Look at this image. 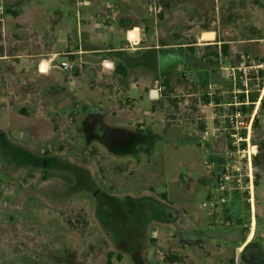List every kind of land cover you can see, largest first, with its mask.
<instances>
[{"label":"rangeland","instance_id":"374dc122","mask_svg":"<svg viewBox=\"0 0 264 264\" xmlns=\"http://www.w3.org/2000/svg\"><path fill=\"white\" fill-rule=\"evenodd\" d=\"M102 1L116 3L117 21L85 39L87 23L77 27L73 0H0V264H187L185 227L227 232L223 225L234 223L248 231L255 206L254 244L264 246V70L247 82L252 101L261 96L251 195L242 177V190L222 195L214 213L202 204L232 147L225 124L207 117L223 110L209 101H224L207 92L211 83L229 84L209 65L206 75L195 74L185 58L213 61L216 46L203 41L215 31L232 44L228 62L238 65L243 55L264 67V0H156L155 29L160 44L175 45L171 56L169 49L132 50L137 26L120 34L126 1L134 3V22L152 32L154 0ZM81 36L121 49L113 54L134 57L144 73L119 70L118 57L106 53L60 55L56 63L66 59L72 69L47 72L30 56L74 51ZM160 55L162 64H175L158 75ZM206 235L221 250L195 264H233V245ZM255 260L264 264V253Z\"/></svg>","mask_w":264,"mask_h":264},{"label":"crops","instance_id":"0c3cea01","mask_svg":"<svg viewBox=\"0 0 264 264\" xmlns=\"http://www.w3.org/2000/svg\"><path fill=\"white\" fill-rule=\"evenodd\" d=\"M85 5L83 6H77L75 4V15H76V22H77V27L80 29L82 27V25H86L87 27V31L84 32V38L85 39H89L92 38L94 36H99L101 37L103 34L102 32L105 31V26L106 24L102 23L101 20L95 19L96 21H93L94 19L91 18V15H93L94 13H96L99 10H102L105 8V6H107L108 4H114L115 7L117 8V5L115 2H103L102 0H85ZM126 10L123 13L122 17V26H121V31L120 34L124 35V36H128V34L133 33L134 30L133 28L137 26L138 28V35L139 38L138 43L136 45V47H131L132 50L135 49L134 51H138V53L143 52V51H157L159 49H163V50H167L169 49V53H166L164 55H173L174 53L172 49L173 46H175L174 44H160V40H159V36H158V30H156V25H157V20L155 21L153 19V25L154 28L152 30V32H150L151 27L148 25H144L143 20H141L140 24H136V22H134V7L132 2L127 3L126 1ZM78 14V17H77ZM159 18H161V15H159ZM85 20V22H83ZM98 20V21H97ZM117 21V12L115 10V20L112 22H116ZM149 28V30L146 32L145 36L143 34L145 28ZM151 33V34H150ZM213 34V39L211 40L212 43L216 46V53H214L215 57L214 59H217L219 54L223 57L224 63H230L228 62V57H227V53L224 54L223 50H222V45H227V50L232 49V44L229 41L226 42H222L219 41L217 38V33L215 31L211 32ZM202 34V33H201ZM83 36H81L80 42H81V46L85 47L86 50H83V48L78 47L76 50L74 51H68V52H58L57 50H53V49H48L46 51H39V52H35L34 54L30 55L32 58H38L40 61H45L46 59H42L43 57H49L51 55L57 54V55H67V56H74V55H84V54H92V55H96V54H101V53H106L109 55H115L113 54L114 52H116L117 50H121V49H114V48H105V47H97L94 46L92 44L89 43H84L83 42ZM137 42V41H136ZM147 43V45H145ZM160 45L162 47H160ZM199 45V44H198ZM121 48V47H120ZM123 50V49H122ZM164 55H160L158 57V67L160 66V72H158V75L160 74H164L166 72L165 67L168 66H174L171 64H175V62L170 61L169 64H162L161 63V58ZM58 56V57H59ZM57 57V58H58ZM120 60L121 63H119L120 65L118 66V69L122 71H126L129 73L130 69L133 71H136V73L138 74H143V71H139L140 69V62H136L134 59V57L128 55V54H122V55H118L117 56ZM186 61L188 63V65L191 67V69H193L194 73L197 75H206L205 72V68H207L206 66H210L211 68H216L215 63H213L212 61H210V57H203V59H201L200 63H196L194 57L191 56H186ZM230 58V56H229ZM142 63V62H141ZM45 64V63H44ZM197 64L200 66V69L197 67ZM41 66V65H40ZM177 65H175L176 67ZM143 69V68H141ZM224 74V73H223ZM97 76H99L100 79H103L102 75H100L99 73H97ZM225 78L226 76L223 75ZM130 82L132 83V86H136L137 85V81H134V79H130ZM225 83H228L227 79L224 80ZM224 87L222 84H218V83H211L209 85V87ZM151 91V90H149ZM129 92V91H127ZM210 117V115L207 113V117ZM207 123V121H206ZM223 227H226L228 229H230L227 232H209V233H204L202 231H199L197 229L194 228H187L185 227L184 229V239H185V244H186V260H187V264H195L197 259L203 258V259H208L211 255V253H219L220 252V248L219 246H214V245H210L206 239H205V235L206 236H211L213 238L216 239H222L230 244L233 245V259L232 262L233 264H240V261L242 259H244L246 264H256V260L255 258H257L258 253L262 254L264 253V246H260L258 243L254 244V240L256 238L257 232H258V225H257V211H256V206L254 207V214L252 215V219L251 222L249 224V229L248 231H243L242 232V228L240 229L239 227H235L234 223L228 224L226 223L225 225H223ZM260 239H264V232L260 233L259 235ZM212 241V240H211ZM219 245V244H218ZM212 251V252H211ZM200 257V258H199ZM210 259V258H209Z\"/></svg>","mask_w":264,"mask_h":264},{"label":"built area","instance_id":"2783aa9c","mask_svg":"<svg viewBox=\"0 0 264 264\" xmlns=\"http://www.w3.org/2000/svg\"><path fill=\"white\" fill-rule=\"evenodd\" d=\"M73 1H75L77 6H83L86 2L85 0ZM115 10L116 7L114 4H108L104 9L91 15V18L101 20L102 23L107 25L115 20ZM161 11L162 7L156 0L152 1L148 6V12L155 21L161 14ZM203 42L210 44L209 42H211V40H204ZM58 56L59 55L54 54L43 61L47 67L46 72L51 69H58L61 71H70L72 69V64L66 59L56 63ZM64 56L66 57L67 55L65 54ZM239 58L240 62L238 65H233L232 63L225 64L220 54L217 59L212 61L215 63L216 68L225 73L229 87H209L207 95L210 98H215L216 96V98H222L224 101L218 104L213 101L208 102V106H211L212 109H223L222 111L212 113L210 119L213 121L216 120L219 124H225V129L228 130L229 137L231 138L230 144L232 147L228 152L227 161L216 174L214 194L210 193L207 202L202 204V208L209 209L214 213H219L223 208L219 206L226 202V199L222 197V195H229L233 191L242 190V177L247 179L244 189L247 190L249 195H251L253 189L252 159L257 154V146L251 144V135L253 121L261 96H259L257 102L252 101V90L251 88L249 89L247 82L252 79V77L258 79V70H264L262 69L264 67L259 63H255L253 60L250 61L248 56L241 55ZM218 90L222 91L219 92ZM252 106L253 109L250 110ZM213 111L215 110L213 109ZM242 160L244 161V165H239ZM207 167L213 170L215 168V163L210 162Z\"/></svg>","mask_w":264,"mask_h":264},{"label":"water","instance_id":"95a60500","mask_svg":"<svg viewBox=\"0 0 264 264\" xmlns=\"http://www.w3.org/2000/svg\"><path fill=\"white\" fill-rule=\"evenodd\" d=\"M150 97L151 98H157L158 97V90H151L150 91Z\"/></svg>","mask_w":264,"mask_h":264},{"label":"trees","instance_id":"16d2710c","mask_svg":"<svg viewBox=\"0 0 264 264\" xmlns=\"http://www.w3.org/2000/svg\"><path fill=\"white\" fill-rule=\"evenodd\" d=\"M222 50H223V53L226 54V53H227V46L222 45ZM121 70H122V69H121Z\"/></svg>","mask_w":264,"mask_h":264}]
</instances>
